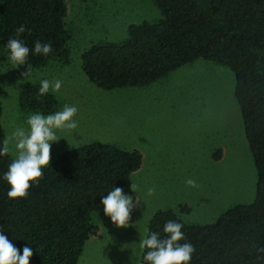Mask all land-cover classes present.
Masks as SVG:
<instances>
[{"label": "trees", "instance_id": "1", "mask_svg": "<svg viewBox=\"0 0 264 264\" xmlns=\"http://www.w3.org/2000/svg\"><path fill=\"white\" fill-rule=\"evenodd\" d=\"M162 19L128 29L121 43L92 46L82 70L98 88L112 91L145 88L198 60L228 67L235 75V98L258 174L256 197L238 205L213 224L187 225L172 211H159L148 226L165 237L168 220L183 224L185 239L196 251L190 264H264V0H152ZM66 0H1L0 56L16 29L30 49L34 42L52 44L47 56L30 53L25 67H42L54 59L69 63ZM38 85L24 87L19 107L28 113H55L57 101ZM5 133L0 124V148ZM220 154L215 155L218 159ZM13 158L0 156V232L20 250H33L30 264H78L89 239L98 234L93 215L103 212L102 197L125 188L143 163L138 151L93 143L71 149L42 169L26 198L9 199L3 179ZM108 217V216H106ZM110 218V217H108ZM143 250L141 264H147Z\"/></svg>", "mask_w": 264, "mask_h": 264}, {"label": "rangeland", "instance_id": "2", "mask_svg": "<svg viewBox=\"0 0 264 264\" xmlns=\"http://www.w3.org/2000/svg\"><path fill=\"white\" fill-rule=\"evenodd\" d=\"M66 1L68 64L57 58L29 67L24 77L28 67L14 68L8 56H0V124L5 138L18 127L28 130L32 113L19 107L22 89L59 79L60 91H49L57 101L55 112L65 104L76 106L78 127L56 131L59 141L51 143L50 163L93 143L142 155L141 168L124 188L134 201L140 199L129 226L118 227L94 214L99 232L86 243L78 264H141L140 237L147 236L159 211L172 210L187 225H207L235 206L252 204L258 174L234 94L233 71L201 59L145 88L102 90L83 72V55L97 44L121 43L130 26L157 23L161 12L152 0ZM10 148L14 159V145ZM189 178L198 187L186 185ZM150 187L155 189L151 196Z\"/></svg>", "mask_w": 264, "mask_h": 264}, {"label": "clouds", "instance_id": "3", "mask_svg": "<svg viewBox=\"0 0 264 264\" xmlns=\"http://www.w3.org/2000/svg\"><path fill=\"white\" fill-rule=\"evenodd\" d=\"M26 26L21 25L16 29L14 38H10L6 45L9 50V61L17 68L27 64L30 53L47 56L52 51V44L42 43L37 40L34 47L29 48L20 39L25 33ZM31 69L22 75L27 77ZM62 87V81L59 79L49 81L43 79L39 88V95L43 96L50 90L59 92ZM78 113V108L74 105L65 104L63 109L52 114L44 115L36 112L27 119L29 129L23 127L16 128L10 136L3 140V147L0 148V156H7L10 151V144L14 145L16 156L8 165V171L4 173L3 179L10 185L7 192L9 199L26 198L32 185L38 184L43 178L42 169L48 167L51 159V143L57 142V130H75L78 122L74 119ZM186 185L198 187L193 179H187ZM132 191L136 192V184L131 185ZM155 192L154 188L147 189V195L151 196ZM103 212L110 217L113 224L118 227L126 228L129 226L131 213L134 208L140 204L139 196L135 198L126 195L124 189L116 187L110 190L107 196L102 197ZM183 224L175 220H168L163 232L166 234L161 238L157 232H152L149 236L140 237L139 247L143 251L147 249L144 261L147 264H190L193 253L196 251L191 243H180L185 239L182 231ZM258 252H264V248L257 249ZM33 256V250L29 246L23 248V254L8 239L3 232H0V264H30ZM258 260H264V257L257 256Z\"/></svg>", "mask_w": 264, "mask_h": 264}]
</instances>
